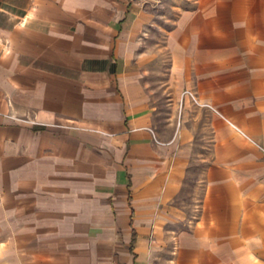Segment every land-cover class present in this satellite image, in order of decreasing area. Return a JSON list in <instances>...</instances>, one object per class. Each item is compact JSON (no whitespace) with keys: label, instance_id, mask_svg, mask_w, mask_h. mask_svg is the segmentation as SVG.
<instances>
[{"label":"crops","instance_id":"obj_1","mask_svg":"<svg viewBox=\"0 0 264 264\" xmlns=\"http://www.w3.org/2000/svg\"><path fill=\"white\" fill-rule=\"evenodd\" d=\"M143 2L0 0V264H264V0Z\"/></svg>","mask_w":264,"mask_h":264},{"label":"rangeland","instance_id":"obj_2","mask_svg":"<svg viewBox=\"0 0 264 264\" xmlns=\"http://www.w3.org/2000/svg\"><path fill=\"white\" fill-rule=\"evenodd\" d=\"M147 1H149L151 8H153L156 13L169 14L170 11H173L174 6H177L176 9L187 7L190 6L192 0H145L143 3L145 4ZM152 68L154 70L152 80H154V83L158 85L160 78L163 79V76L165 75L167 69V58L156 55L155 58H152ZM163 110L166 113L164 108ZM162 115V117L165 116V114ZM204 156L206 157V155L200 154L199 158ZM204 164L205 162L201 160L194 163V166H192V170L190 172L191 176L189 177L188 183H192L193 180L198 178L199 174L202 172V167Z\"/></svg>","mask_w":264,"mask_h":264}]
</instances>
